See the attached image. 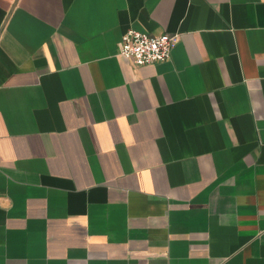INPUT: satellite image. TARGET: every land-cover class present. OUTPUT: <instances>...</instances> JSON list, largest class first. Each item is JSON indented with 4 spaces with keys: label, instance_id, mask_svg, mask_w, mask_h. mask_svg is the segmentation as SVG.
I'll return each mask as SVG.
<instances>
[{
    "label": "crops",
    "instance_id": "obj_1",
    "mask_svg": "<svg viewBox=\"0 0 264 264\" xmlns=\"http://www.w3.org/2000/svg\"><path fill=\"white\" fill-rule=\"evenodd\" d=\"M0 264H264V0H0Z\"/></svg>",
    "mask_w": 264,
    "mask_h": 264
},
{
    "label": "built area",
    "instance_id": "obj_2",
    "mask_svg": "<svg viewBox=\"0 0 264 264\" xmlns=\"http://www.w3.org/2000/svg\"><path fill=\"white\" fill-rule=\"evenodd\" d=\"M178 40V34H150L130 28L120 38L118 54L137 65L168 59Z\"/></svg>",
    "mask_w": 264,
    "mask_h": 264
}]
</instances>
